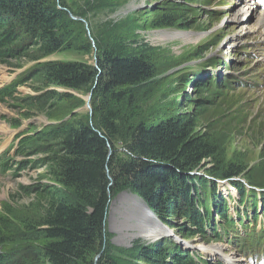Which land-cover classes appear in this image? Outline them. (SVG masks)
<instances>
[{"label":"rangeland","instance_id":"rangeland-1","mask_svg":"<svg viewBox=\"0 0 264 264\" xmlns=\"http://www.w3.org/2000/svg\"><path fill=\"white\" fill-rule=\"evenodd\" d=\"M249 4V0H60L59 8L76 21L82 39L66 42L65 51L44 55L36 39L28 35L17 45L16 53L7 54L8 63H0V89L17 82L21 85L15 97L0 102V156L9 150L12 165L6 173L0 167V214L14 216V233H6L11 241L0 246V254L8 248L23 256L9 264H48L36 237L22 227L24 221L37 223L43 215L47 187H61L52 175L62 146L48 136L40 138V134L74 119L94 126L105 114L106 105L130 111L131 124L141 122L144 111L148 124H176L189 118L196 133L215 130L220 137L216 158L193 171L208 175L212 167H222L225 172L231 164L238 166L241 175L217 180V192L228 200L235 219L240 218L238 208L245 215L246 208L238 201L235 186L229 184L244 177L240 180L250 178L264 185V39H259L258 31L247 33L255 28L253 20L243 14ZM168 16L172 25L159 27ZM159 30L188 34L186 38L168 40L157 37ZM112 52L141 59L152 76L127 88H111L108 60ZM49 61L87 65L91 73L88 86L75 90L48 82L39 71L42 63ZM197 71L200 76L212 78L220 88L197 85ZM226 79L229 86L224 87ZM119 92H124L123 98L114 99L112 93ZM30 137L33 145L17 155ZM110 156L122 161L132 157V151L127 142L120 141L110 146ZM106 171L113 189L109 193L105 236L100 250L90 255L89 264H171L168 250L174 244L199 252L206 245L223 246L222 252L216 251L222 254L219 259L215 252L204 254L212 264H231L227 257L232 254L243 260L244 254L229 242L230 237L217 241L200 234L185 236L190 222L176 215L172 204L165 210L160 205L153 209L128 187L118 169L108 165ZM130 194L142 199L154 213L153 219L145 220V225L158 224L153 227L157 230L155 237L149 240L139 221L146 215L133 212L142 208L135 201L129 203ZM247 217L249 227L264 228L262 212L257 222ZM238 229L239 233L244 231L243 226ZM160 240L167 246L162 254L153 251Z\"/></svg>","mask_w":264,"mask_h":264},{"label":"trees","instance_id":"trees-1","mask_svg":"<svg viewBox=\"0 0 264 264\" xmlns=\"http://www.w3.org/2000/svg\"><path fill=\"white\" fill-rule=\"evenodd\" d=\"M59 1L0 0L1 64L8 63L7 54L16 53L17 45L28 35L36 39L44 55L65 51L66 42L82 39V33L76 29V21L69 12L59 8ZM170 25L172 20L168 16L159 27ZM108 67L111 88H127L152 76L147 64L141 59L122 53L112 52ZM152 71L155 72L153 65ZM39 74L45 76L50 83L75 90H84L91 77L87 65L52 61L42 63ZM199 74L200 71L195 73L197 85L220 88L212 78ZM20 85L17 82L6 89H0V102L15 97ZM226 86L229 85L226 83L224 87ZM112 95L114 99L120 100L124 92ZM106 107L105 114L102 113L94 126L74 119L53 125L40 134V138L48 136L62 146L61 153L55 159L52 175L53 180L61 187L57 184L47 187L43 215L37 223L24 221L22 227L26 233L36 237L48 264H89L90 255L100 250L111 200L109 193L113 189H110L112 181L106 171L108 165L118 169L121 177L129 184L128 187L145 199L151 208L158 209L160 205L165 210L172 204L174 213L183 215L190 222L185 236L200 234L204 239H209L211 236L208 235L207 227H210L215 233L214 237L220 241L222 234L214 221L213 208L216 207L217 215L225 222L226 230L232 229L234 223L228 216L227 201L218 197L217 180H222L219 175L230 180L243 171L232 164L225 172H222V167H212L208 175L193 171L204 166L205 161L216 158L220 149L218 133L213 129L202 134L196 133L194 123L189 118H182L176 124H148L141 107L139 110L141 114L143 111L142 121L131 124L130 111L108 105ZM30 138L20 146L17 155L24 154L33 145L34 140ZM120 141L128 143L132 151L129 159L121 161V158L110 156V146ZM9 153L8 150L0 156V167L4 173L12 169ZM240 179L231 184L237 187L242 204L247 202L248 195L252 198L257 219L258 198L254 189L247 190L246 183L261 188L264 185L257 184L250 178L246 179L247 182ZM113 194H116L115 191ZM5 214H0V246L11 241L6 237L7 232L14 233V216ZM20 234L23 235V232ZM259 235L252 231L247 233L251 239L235 236L233 240L242 250L247 242L254 244V236H257L255 247L259 245L263 232ZM156 244L153 251L158 250L162 254L166 244L163 241ZM3 251L0 254V264H9L23 257L16 250L11 252L6 248ZM168 253H171L173 259L171 264H208L204 257L180 248L178 244H174Z\"/></svg>","mask_w":264,"mask_h":264},{"label":"bare ground","instance_id":"bare-ground-1","mask_svg":"<svg viewBox=\"0 0 264 264\" xmlns=\"http://www.w3.org/2000/svg\"><path fill=\"white\" fill-rule=\"evenodd\" d=\"M189 3V2H188ZM196 5V4H194ZM191 6V4H190ZM234 8V7H233ZM194 9V8H193ZM236 9V8H235ZM229 10V9H228ZM237 10V9H236ZM240 12V11H239ZM243 14L247 15L248 18L247 19H250L251 21L253 20V23L255 24V28H251V30L247 31V33H249L250 31H258V36H259V39H264V32L261 34V31L264 30V1H259V6L257 7H248V8H245V10L243 11ZM234 16V15H233ZM238 16V12H236L234 18H237ZM233 19V18H232ZM231 19V20H232ZM249 20V21H250ZM159 33H157V37H159L160 35L162 37H164L165 39H168V40H173L174 37H179V36H182L184 38L187 37L186 34L188 33H183V32H175V31H172V32H168L167 30H159L158 31ZM240 35V34H239ZM241 35L238 37L240 38ZM178 39V38H177ZM218 65V64H217ZM219 70V69H218ZM135 201L137 203H139L138 207H141L142 209V212L140 209H136V210H133L134 213L136 214H140V213H143L144 215H146V217L143 216V219L142 220H139V221H142V226H140L141 228V231L142 232H145V236H146V240H149L152 238V235L154 236V233L157 231V230H154L153 227H156L158 224L153 222V224H150L149 225H145L146 222L145 220L147 219H153L154 216H150V211L147 209L145 203L143 201H141L140 199H138L137 197L133 196L132 194H130V201ZM125 202V201H124ZM127 203V202H126ZM125 206V205H124ZM136 207V206H135ZM119 209H117L118 211ZM120 211H118V213H120ZM135 214V215H136ZM149 216V217H148ZM133 217V216H132ZM141 219V218H140ZM117 221V220H116ZM129 223V222H128ZM132 223V222H130ZM139 223V222H138ZM120 224L118 221H117V225ZM133 224V223H132ZM122 226V225H121ZM138 227V226H137ZM153 228V229H152ZM160 228V227H159ZM147 230V231H146ZM161 231V230H160ZM159 235V234H158ZM132 236V235H131ZM135 237H137V235H134ZM155 237V236H154ZM144 239V240H145ZM151 241V240H150ZM162 242V240H160ZM131 243V242H130ZM193 245H195L194 243H191ZM222 248L223 246L219 245V246H216L215 248L213 247H209L207 246L206 247V252H215L217 254L216 251H221L222 252ZM228 258V257H227ZM230 259H232L233 262H237V259L234 258V256H231L229 257Z\"/></svg>","mask_w":264,"mask_h":264},{"label":"water","instance_id":"water-1","mask_svg":"<svg viewBox=\"0 0 264 264\" xmlns=\"http://www.w3.org/2000/svg\"><path fill=\"white\" fill-rule=\"evenodd\" d=\"M75 18V17H74ZM216 176V175H215ZM219 177L222 179V180H226V179H229V178H227V177H224L223 175L221 176V175H219ZM138 199H140V198H138ZM141 201H143L142 199H140ZM144 202V201H143ZM145 203V202H144ZM145 205H146V207H147V209L150 211V216H154V213L152 212V209L151 208H149V206L145 203Z\"/></svg>","mask_w":264,"mask_h":264}]
</instances>
